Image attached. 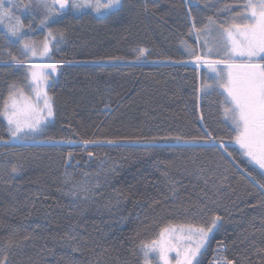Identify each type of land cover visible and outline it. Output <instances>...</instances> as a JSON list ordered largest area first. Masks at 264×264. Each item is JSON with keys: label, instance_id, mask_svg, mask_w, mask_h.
<instances>
[{"label": "trees", "instance_id": "1", "mask_svg": "<svg viewBox=\"0 0 264 264\" xmlns=\"http://www.w3.org/2000/svg\"><path fill=\"white\" fill-rule=\"evenodd\" d=\"M14 3L22 8L29 0ZM241 3L124 0L117 15L66 12L49 25L56 39L63 37L43 60L59 65L48 90L54 116L28 140L97 141L99 146L72 151L0 142V258L7 253L8 264H143L138 245L162 227L219 215L221 227L201 264H213L216 257L264 264V253L257 252L264 248V196L247 175L253 165L233 140L218 95L222 90L198 91L215 73L202 62L197 67L196 57L220 56L205 55L212 44L206 47V37L192 28L193 23L202 28L209 16L229 21L239 7L219 15L217 10ZM14 15L25 25V39L42 49L48 28L39 27L40 10L22 14L17 8ZM4 37L0 31V51L10 49L20 58L19 42L10 46ZM141 48L145 58L138 62ZM9 53L0 52V108L9 84L27 83L26 68L5 66ZM205 128L223 138L230 156L219 146L166 145L176 136L201 137ZM152 137L158 138L154 147L146 144ZM0 139H10L3 117ZM77 179L95 182L92 196L82 202L65 192ZM10 239L16 241L11 246Z\"/></svg>", "mask_w": 264, "mask_h": 264}, {"label": "snow or ice", "instance_id": "2", "mask_svg": "<svg viewBox=\"0 0 264 264\" xmlns=\"http://www.w3.org/2000/svg\"><path fill=\"white\" fill-rule=\"evenodd\" d=\"M33 7L40 10L42 15L39 27L48 28V35L44 39L42 49H38L33 42L25 39V25L19 16L14 15V10L17 8H20L22 14H32ZM235 7L241 10L234 12L229 21L218 23L217 19L209 16L202 28L197 29L195 23L192 25L198 35L206 37V47L209 43L212 44L205 55L215 51L220 56V59L216 60L203 59L202 56L196 57L197 67L202 62L215 73V78L210 83L203 84L198 91L208 95L213 90H222L218 92V95L223 96L220 103L224 116L231 121L235 131L233 140L247 157L248 163L253 165L247 175L259 185L262 190L261 195L264 196V182H262L264 181V0H242L239 5L228 4L218 9L216 15L226 11L232 12ZM85 8H90L92 12L100 16L117 15L124 8V0H29V3L24 4L22 8L19 4H15L14 0H7V4L5 0H0V25L6 29L4 38L10 46H15L17 42L21 45L20 58L9 53L11 60L4 62L5 66L27 69L25 75L27 83L23 86H18L16 83L8 85V96L0 108V117L7 122L10 139L6 141L0 139V142L7 145L12 141L24 142L34 139L35 135L40 133L54 116V101L47 91L41 88V84L45 83L50 75L56 73L59 65L55 63L46 65L51 69V73L38 72L34 70V65L25 63V58L49 57L52 48H58L63 38L61 34V38L56 39L49 25L57 23L58 18L66 12H81ZM5 21L8 23L5 24ZM27 29L31 32L32 25H27ZM208 37L212 38L211 41L207 39ZM144 58L145 50L141 48L138 50L136 60L140 62ZM111 59L120 61L123 58ZM238 60L240 62H237ZM219 65L224 66L226 75L223 70H218ZM25 88L32 89L34 99L31 94L25 95ZM201 122H203L202 116ZM157 139L152 137L146 141V144L154 147ZM159 139L167 140L169 137ZM171 139H174L177 144L181 142L189 145L206 144L208 147H217V139H219V148L229 156L231 155L223 138L214 137L207 128L203 130L201 137L183 141L179 136ZM107 143L117 142L109 140ZM84 144L99 146L97 141H85ZM91 155L92 153H89V156ZM18 170L15 165L11 168L12 173ZM254 173L259 175V180ZM173 196H175L174 190ZM220 227L219 215H211L210 219L200 223L164 226L156 238L147 242L141 241L138 245L143 264H201V257L207 251L213 234ZM67 238L73 241L76 239L74 236ZM15 242L10 239L9 246ZM222 247L218 245L217 251H220ZM257 252L264 253V248L257 249ZM172 253L175 255L172 256ZM0 264H8L7 253L0 258ZM213 264H233V261L216 257Z\"/></svg>", "mask_w": 264, "mask_h": 264}, {"label": "rangeland", "instance_id": "3", "mask_svg": "<svg viewBox=\"0 0 264 264\" xmlns=\"http://www.w3.org/2000/svg\"><path fill=\"white\" fill-rule=\"evenodd\" d=\"M5 4H7L6 1H5ZM82 11H92V10L90 8H85V9H82L81 12ZM7 23H8V21H5V24H7ZM0 31L4 32L6 34V29L4 28L3 25H0ZM18 47H19V49L21 48L20 43H18ZM0 52L2 53V56H3L4 53H9L10 49H4ZM27 60L31 61V62H29L30 64H28V65H34L35 66L34 70H36L38 72L51 73V69L47 68L46 65L53 64V63H47V62L43 61L44 57L29 56V57H27ZM237 62H240V61L238 60ZM25 63H27V62H25ZM218 70H223L225 72V75H226V69H224L223 65H219ZM57 73H58V68H57L56 73L54 75H50L48 77L47 81L45 83L41 84V88L43 90L47 91V93H48V90H49L51 83L56 80ZM30 94L33 96V99H34V93H33L31 88L28 89V94H25V95L27 96ZM19 144H20V146H22L24 148L27 147V145H38V146H47V145L49 146V145H51V146H56V147H58V146L59 147H65V146L74 147V148H71L72 151L83 150L86 147H89V145L85 146V144H82V143L76 144L75 142H70L67 144L64 141H43V140H26L24 142H19ZM166 145L194 147V146L203 145V144L189 145V144H184L183 142H181L180 144H177V142L175 140H172V141L167 142ZM218 145H219V143L217 142V146ZM78 146H81V148H75ZM94 186H95V182L93 180H87V181H83V182H80V179H77V181L72 180L68 184L65 192H66V195L69 196L70 198H72L74 201H81L82 202L83 200H86L87 198L89 199L92 196V189H93L92 187H94ZM85 189H86V191H85ZM158 234L154 238H156L158 236ZM171 255L174 256L175 254L172 253Z\"/></svg>", "mask_w": 264, "mask_h": 264}]
</instances>
